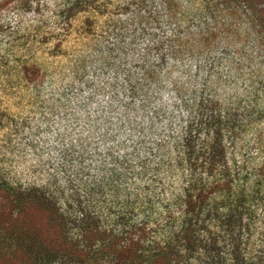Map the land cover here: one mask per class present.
I'll return each mask as SVG.
<instances>
[{
    "label": "rangeland",
    "instance_id": "obj_1",
    "mask_svg": "<svg viewBox=\"0 0 264 264\" xmlns=\"http://www.w3.org/2000/svg\"><path fill=\"white\" fill-rule=\"evenodd\" d=\"M244 1L0 0V264L64 238L106 263L105 242L145 216L156 229L208 99L232 114L255 210L242 246L264 256V0Z\"/></svg>",
    "mask_w": 264,
    "mask_h": 264
},
{
    "label": "trees",
    "instance_id": "obj_2",
    "mask_svg": "<svg viewBox=\"0 0 264 264\" xmlns=\"http://www.w3.org/2000/svg\"><path fill=\"white\" fill-rule=\"evenodd\" d=\"M231 115L225 116L213 99L199 104L177 152L182 193L162 202L157 221L164 222L156 229L148 228L152 218L145 216L134 232L125 231L123 244L117 236L105 242L102 253L110 258L106 263L91 258V249L81 245V239L64 238L69 249L47 245L38 264H263L264 256L250 260L242 246L255 210L247 188L250 175L230 162L224 145V118ZM199 137L205 139L203 146ZM82 223L81 236L87 238L93 227L85 216Z\"/></svg>",
    "mask_w": 264,
    "mask_h": 264
}]
</instances>
